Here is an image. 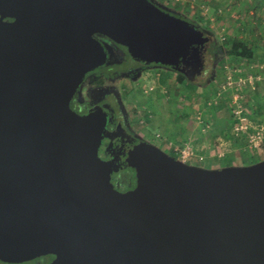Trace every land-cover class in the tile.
<instances>
[{"label":"water","instance_id":"water-1","mask_svg":"<svg viewBox=\"0 0 264 264\" xmlns=\"http://www.w3.org/2000/svg\"><path fill=\"white\" fill-rule=\"evenodd\" d=\"M99 38L191 82L212 41L152 0H0V262L264 264V160L205 169L141 142L135 187L114 190L107 114L69 107Z\"/></svg>","mask_w":264,"mask_h":264},{"label":"rangeland","instance_id":"rangeland-1","mask_svg":"<svg viewBox=\"0 0 264 264\" xmlns=\"http://www.w3.org/2000/svg\"><path fill=\"white\" fill-rule=\"evenodd\" d=\"M153 1L161 9L193 23L212 39L204 53L205 73L181 84L177 72L153 65L111 79L93 74L85 87L94 93L114 92L127 129L175 159L181 161L171 145H204L208 149L211 158L188 160L185 164L218 169L264 160V137L256 148L240 153L239 148L247 150L250 144L244 136L245 140H238L233 131L236 111H241L245 123L250 124L249 134L264 128V0ZM233 41L254 48L252 62L229 54ZM115 57L114 53L109 68L115 67ZM249 78L250 82L239 83L240 79ZM171 128L184 130L185 140L177 139ZM221 150L225 155L217 157Z\"/></svg>","mask_w":264,"mask_h":264},{"label":"flooded vegetation","instance_id":"flooded-vegetation-1","mask_svg":"<svg viewBox=\"0 0 264 264\" xmlns=\"http://www.w3.org/2000/svg\"><path fill=\"white\" fill-rule=\"evenodd\" d=\"M176 17L180 18L179 16ZM4 20L11 21L6 18ZM99 40L104 45V49L106 48L107 50L106 54L108 53V61H106L103 66L85 75L84 81L72 97L69 107L78 115H87L89 112L98 109H102L107 114L104 134L102 135L98 149V157L109 163L110 168L113 170L112 185L114 190L119 193H124L132 190L136 183L135 171L126 163L128 149L133 145H137L145 141L141 140L125 126V122L120 111L118 97L114 92H91V90L85 87V82L93 74H102L105 79H111L117 74H129L130 72H139V70L141 72L145 68H151L154 64L145 65L142 62L132 59L127 53L126 48L116 45L104 38H99ZM114 53L117 63L115 67L109 68L111 56ZM132 65L134 66L131 67ZM182 68L187 72L190 69V66L183 65L181 69ZM177 73L186 79L184 74L180 72ZM197 78L198 77L195 79ZM53 258V256L48 255L34 259L30 262L34 264H48ZM0 264L7 263L0 262Z\"/></svg>","mask_w":264,"mask_h":264},{"label":"crops","instance_id":"crops-1","mask_svg":"<svg viewBox=\"0 0 264 264\" xmlns=\"http://www.w3.org/2000/svg\"><path fill=\"white\" fill-rule=\"evenodd\" d=\"M153 1V0H152ZM153 2H155V1H153ZM156 3V2H155ZM244 3H242V5H243ZM245 6H246V4H244ZM251 6V5H250ZM249 6V7H250ZM260 6H261V4H260ZM251 61V60H250ZM252 62V61H251ZM251 66V65H250ZM249 67V66H248ZM234 76L236 77L237 75L236 74H234ZM240 80H244L245 81V83H246V81L247 80H245V79H240ZM239 80V81H240ZM240 83V82H239ZM247 83H248V81H247ZM241 84V83H240ZM236 98V97H235ZM201 115V114H200ZM175 119H172L171 121L173 122ZM233 121H234V119H233ZM201 123V122H200ZM234 127V126H233ZM172 129V131H174V135H176V138L177 139H179V140H185V138H186V136H187V134L184 132V130H182V129H175V128H171ZM186 134V135H185ZM238 140L240 139V140H245V138L242 136V135H240L239 136V138H237ZM234 143L236 142V141H233ZM189 145H181V144H179V145H176V146H173V145H171V149H172V151L177 155V156H179L180 157V154H181V151L182 150H184L185 148H189V151L192 153V157L190 158V160H192V161H194V160H197V159H200V158H204V159H208V158H211L210 157V154H209V151H208V149L207 148H205V146L203 145L202 147H201V145L198 147H195V146H189ZM201 147V148H200ZM251 147V146H250ZM250 147H247V148H249V149H245V147H242V148H239L238 150H239V152L241 153L242 151H246V152H250L251 150H252V147L250 148ZM227 150V149H226ZM225 152H224V150H221L220 152H218V153H216V155H217V157H219V156H224L225 154H224ZM216 155H214V156H216ZM189 160V161H190Z\"/></svg>","mask_w":264,"mask_h":264},{"label":"built area","instance_id":"built-area-1","mask_svg":"<svg viewBox=\"0 0 264 264\" xmlns=\"http://www.w3.org/2000/svg\"><path fill=\"white\" fill-rule=\"evenodd\" d=\"M205 10H207V9H205ZM247 81L250 82V78L247 79ZM239 82L241 84L245 83L244 80H240ZM234 121H235V123H234L233 131L235 132V134L237 136H240V135L244 136L245 138H247V141L250 144L249 146H251L252 148H256L257 142L264 137V128H260L256 134H252V133L249 134L248 133V127H250L249 126L250 124L245 123V118L242 117L241 111L235 112ZM191 157H192V153L189 151L188 148H185L184 150L181 151L180 159L182 162H186V161L190 160ZM200 159H202V158H200Z\"/></svg>","mask_w":264,"mask_h":264},{"label":"trees","instance_id":"trees-1","mask_svg":"<svg viewBox=\"0 0 264 264\" xmlns=\"http://www.w3.org/2000/svg\"><path fill=\"white\" fill-rule=\"evenodd\" d=\"M263 4H261V5H263ZM229 54L232 57L241 58V59L250 61L253 59V57L255 55V50H254V48H252L251 46H248L247 44H244V43H241L238 41H233V42H231V50L229 51ZM178 79H179V83H181V84H183V82L186 80L181 75H179ZM171 156H173V155H171Z\"/></svg>","mask_w":264,"mask_h":264}]
</instances>
